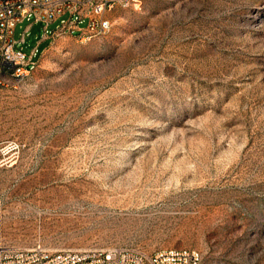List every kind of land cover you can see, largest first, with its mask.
<instances>
[{"label":"rangeland","instance_id":"obj_1","mask_svg":"<svg viewBox=\"0 0 264 264\" xmlns=\"http://www.w3.org/2000/svg\"><path fill=\"white\" fill-rule=\"evenodd\" d=\"M106 17L91 41H43L39 23L16 46L39 54L0 90V144L22 146L0 166L3 242L264 264V0H136Z\"/></svg>","mask_w":264,"mask_h":264},{"label":"built area","instance_id":"obj_2","mask_svg":"<svg viewBox=\"0 0 264 264\" xmlns=\"http://www.w3.org/2000/svg\"><path fill=\"white\" fill-rule=\"evenodd\" d=\"M136 0H0V90L21 84L36 68L38 46L26 54L16 46L25 43L35 24H44L45 36L58 33L91 41L111 29L106 14L117 6L129 8ZM29 22L21 41L15 40L19 24ZM60 21L50 32L49 26ZM22 146L18 142L0 144V166L18 158ZM4 203L0 196V264H199L196 252L165 249L151 257L127 250H64L49 252L42 247L22 249L6 245L2 238Z\"/></svg>","mask_w":264,"mask_h":264},{"label":"crops","instance_id":"obj_3","mask_svg":"<svg viewBox=\"0 0 264 264\" xmlns=\"http://www.w3.org/2000/svg\"><path fill=\"white\" fill-rule=\"evenodd\" d=\"M49 38H50V37H48V36H44L43 41H47Z\"/></svg>","mask_w":264,"mask_h":264}]
</instances>
